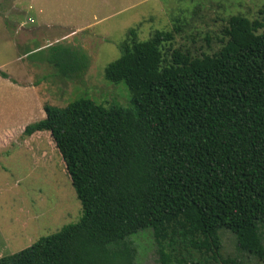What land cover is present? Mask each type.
Segmentation results:
<instances>
[{"label":"trees","instance_id":"16d2710c","mask_svg":"<svg viewBox=\"0 0 264 264\" xmlns=\"http://www.w3.org/2000/svg\"><path fill=\"white\" fill-rule=\"evenodd\" d=\"M226 24L222 48L194 59L173 48L171 32L141 42L131 29L105 69L127 88L126 107L44 106L23 136L50 133L82 217L0 264H133V237L178 218L220 244L229 232L264 260V18ZM48 49L61 76L89 68L78 49Z\"/></svg>","mask_w":264,"mask_h":264},{"label":"rangeland","instance_id":"374dc122","mask_svg":"<svg viewBox=\"0 0 264 264\" xmlns=\"http://www.w3.org/2000/svg\"><path fill=\"white\" fill-rule=\"evenodd\" d=\"M263 9L264 0H0V128L10 114L32 124L46 117L45 105L64 108L80 98L128 106L127 88L108 81L105 69L131 29L141 42L171 32L175 50L203 58L222 48L228 19L261 20ZM54 45L85 53L88 70L57 74L47 63ZM0 149L2 258L77 223L82 206L50 133L1 138ZM190 223L169 220L134 236L133 264H264L239 251L231 233L221 232L220 244Z\"/></svg>","mask_w":264,"mask_h":264},{"label":"crops","instance_id":"0c3cea01","mask_svg":"<svg viewBox=\"0 0 264 264\" xmlns=\"http://www.w3.org/2000/svg\"><path fill=\"white\" fill-rule=\"evenodd\" d=\"M17 88H20V87H17ZM32 88L35 89L34 87H32ZM33 92H35V91H33ZM33 99H34V103H36V104L39 103V101L35 99L34 95H33ZM28 124H29V122H25L23 120H20L19 118L15 119L14 113L10 114L9 122L5 123L3 125V127L0 128V139L1 138H4V139L12 138V139H14L16 137H19L20 134H23V132H24V130ZM0 151H1V149H0Z\"/></svg>","mask_w":264,"mask_h":264}]
</instances>
